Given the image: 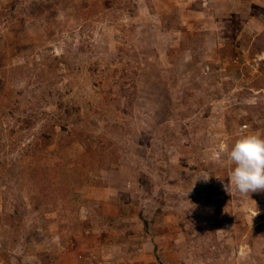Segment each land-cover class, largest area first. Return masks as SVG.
Wrapping results in <instances>:
<instances>
[{
  "label": "rangeland",
  "instance_id": "rangeland-1",
  "mask_svg": "<svg viewBox=\"0 0 264 264\" xmlns=\"http://www.w3.org/2000/svg\"><path fill=\"white\" fill-rule=\"evenodd\" d=\"M264 0H0V264H264Z\"/></svg>",
  "mask_w": 264,
  "mask_h": 264
},
{
  "label": "clouds",
  "instance_id": "clouds-1",
  "mask_svg": "<svg viewBox=\"0 0 264 264\" xmlns=\"http://www.w3.org/2000/svg\"><path fill=\"white\" fill-rule=\"evenodd\" d=\"M233 168L228 175L241 193L264 190V136L242 134L229 150Z\"/></svg>",
  "mask_w": 264,
  "mask_h": 264
}]
</instances>
